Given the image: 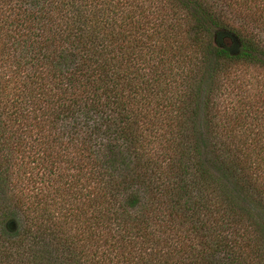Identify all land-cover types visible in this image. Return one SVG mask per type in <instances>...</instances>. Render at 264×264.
Segmentation results:
<instances>
[{
	"label": "trees",
	"instance_id": "trees-1",
	"mask_svg": "<svg viewBox=\"0 0 264 264\" xmlns=\"http://www.w3.org/2000/svg\"><path fill=\"white\" fill-rule=\"evenodd\" d=\"M0 264H264V0H0Z\"/></svg>",
	"mask_w": 264,
	"mask_h": 264
},
{
	"label": "rangeland",
	"instance_id": "rangeland-1",
	"mask_svg": "<svg viewBox=\"0 0 264 264\" xmlns=\"http://www.w3.org/2000/svg\"><path fill=\"white\" fill-rule=\"evenodd\" d=\"M258 76H260V75H258ZM13 180H14V179H13ZM15 180H16V179H15ZM16 182L18 183V181H16ZM8 187H9V189H8L9 191L13 189V190H12L13 193L16 192V189H15V188H12V189H11L12 186L9 185ZM10 192H11V191H10ZM7 193H8V192H7Z\"/></svg>",
	"mask_w": 264,
	"mask_h": 264
},
{
	"label": "water",
	"instance_id": "water-1",
	"mask_svg": "<svg viewBox=\"0 0 264 264\" xmlns=\"http://www.w3.org/2000/svg\"><path fill=\"white\" fill-rule=\"evenodd\" d=\"M8 227L13 228V224L11 222H9Z\"/></svg>",
	"mask_w": 264,
	"mask_h": 264
}]
</instances>
